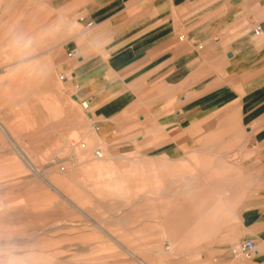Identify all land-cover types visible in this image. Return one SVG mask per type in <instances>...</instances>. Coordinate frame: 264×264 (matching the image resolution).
I'll list each match as a JSON object with an SVG mask.
<instances>
[{"label":"rangeland","instance_id":"obj_1","mask_svg":"<svg viewBox=\"0 0 264 264\" xmlns=\"http://www.w3.org/2000/svg\"><path fill=\"white\" fill-rule=\"evenodd\" d=\"M8 8L0 48L10 25L36 30L26 6L16 20ZM40 59L43 79L9 77L0 58V259L19 246L50 264H230L249 202L248 149H233L245 130L199 138L203 150L176 158L107 148L52 45Z\"/></svg>","mask_w":264,"mask_h":264},{"label":"crops","instance_id":"obj_2","mask_svg":"<svg viewBox=\"0 0 264 264\" xmlns=\"http://www.w3.org/2000/svg\"><path fill=\"white\" fill-rule=\"evenodd\" d=\"M18 5L46 36L41 53L56 51L73 96L89 100L107 148L176 158V149L203 150L199 138L245 130L233 146L248 149L250 165L239 242L257 248L230 264H264V0H0L9 20Z\"/></svg>","mask_w":264,"mask_h":264},{"label":"clouds","instance_id":"obj_3","mask_svg":"<svg viewBox=\"0 0 264 264\" xmlns=\"http://www.w3.org/2000/svg\"><path fill=\"white\" fill-rule=\"evenodd\" d=\"M75 26L69 29V34ZM51 32L60 31L57 25ZM45 34H36L17 24L8 27L4 34V45L0 48V58L7 65L9 77L38 76L45 71L40 57V42ZM0 264H50L49 259L41 257L31 249L13 246L7 260L0 259Z\"/></svg>","mask_w":264,"mask_h":264},{"label":"built area","instance_id":"obj_4","mask_svg":"<svg viewBox=\"0 0 264 264\" xmlns=\"http://www.w3.org/2000/svg\"><path fill=\"white\" fill-rule=\"evenodd\" d=\"M94 24L93 21H89L88 22V26H92ZM262 29L261 26H257V28L255 29V32H260ZM81 104L88 108L89 107V100H83L81 101ZM83 145H85L83 143ZM98 154H101L100 151H97ZM256 243L251 240V239H247L241 242H238L237 244H235L234 246H232L231 248V253L233 255L234 258H244V259H251L256 251Z\"/></svg>","mask_w":264,"mask_h":264},{"label":"water","instance_id":"obj_5","mask_svg":"<svg viewBox=\"0 0 264 264\" xmlns=\"http://www.w3.org/2000/svg\"><path fill=\"white\" fill-rule=\"evenodd\" d=\"M74 97H75L76 99H78L76 96H74ZM88 115H89V116H91V114H90V113H89Z\"/></svg>","mask_w":264,"mask_h":264}]
</instances>
